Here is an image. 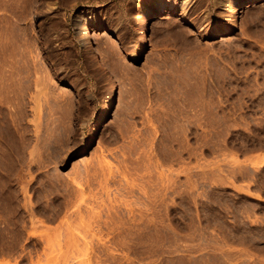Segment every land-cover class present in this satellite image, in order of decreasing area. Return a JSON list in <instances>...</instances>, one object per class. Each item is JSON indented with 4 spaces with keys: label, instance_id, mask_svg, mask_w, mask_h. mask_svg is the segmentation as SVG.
I'll return each mask as SVG.
<instances>
[{
    "label": "rangeland",
    "instance_id": "obj_1",
    "mask_svg": "<svg viewBox=\"0 0 264 264\" xmlns=\"http://www.w3.org/2000/svg\"><path fill=\"white\" fill-rule=\"evenodd\" d=\"M165 1L134 60L148 0H0V264H264V0Z\"/></svg>",
    "mask_w": 264,
    "mask_h": 264
},
{
    "label": "bare ground",
    "instance_id": "obj_2",
    "mask_svg": "<svg viewBox=\"0 0 264 264\" xmlns=\"http://www.w3.org/2000/svg\"><path fill=\"white\" fill-rule=\"evenodd\" d=\"M149 2L147 3H139L138 6L136 7V12L133 16V20L135 21L136 24V29L135 32L137 34V39L138 42L136 44L135 47V53L131 54L132 58L134 60L140 58V56L142 55L143 51L145 50L146 46H147V29L149 27L150 21L152 18L158 16L163 8L165 7V0H148ZM193 0H180V5L186 9L190 3H192ZM259 0H209V7H211L213 12H217V13H224V16L227 18L229 23H234L240 15V10H241V6L246 5V4H252L254 2H257ZM2 2V1H1ZM205 2V1H204ZM207 3V2H206ZM3 4V3H2ZM199 4V3H198ZM203 4V0H200V5ZM4 6V5H3ZM12 8V7H11ZM91 11L89 9H82L81 11H79V13L74 17L73 19V24L74 27L76 29V38H77V42L81 48L82 51L86 52L90 58H99L98 53L96 51V49L93 47V43H92V37H91V33L94 30H98L97 27H95L94 29L91 28V24H90V14ZM209 12L206 10L204 11V15H207ZM209 16V15H208ZM206 17V16H205ZM2 30V29H1ZM3 32V31H2ZM105 32V31H104ZM211 33L214 35H217L219 33H223V30H220V28L216 25L212 28ZM3 34V33H2ZM224 34L229 35L231 34V30L230 29H225L224 30ZM103 37H108L110 38L109 40V44H113L114 47L116 48L119 45V42L114 38L111 37L108 33H103L102 35ZM112 45V46H113ZM97 60V59H96ZM109 95L107 96L106 100L104 101V103L102 104L101 110L100 112L94 117V119L92 120L91 126H90V132L87 135L86 140L84 141V146L80 152V154H85L88 153L87 149H89L88 147L91 145V143L96 139L97 135H98V130L103 122V120L105 118H107L110 115V111L112 109V106L115 103V94L113 89H109ZM261 104V103H260ZM259 104V105H260ZM264 106V105H263ZM261 108V107H260ZM256 165L259 167L258 169H260L263 173H264V156L260 157V159L257 160ZM254 167V166H253ZM162 175H164L162 173ZM9 176V175H8ZM17 177V176H16ZM162 177V176H161ZM164 177V176H163ZM167 177V176H166ZM157 178V176H156ZM164 179V178H162ZM155 180V179H154ZM168 180H170L168 178ZM167 181V179H166ZM170 182V181H168ZM6 183V188L9 189L11 187H13L16 183V181H13L11 179L8 178ZM20 183V182H19ZM156 183V182H154ZM153 183V184H154ZM158 184V183H157ZM168 185V184H167ZM3 186V185H2ZM5 187V186H4ZM148 186H146L147 188ZM154 186H152L153 188ZM161 187L164 188V183H162ZM168 186H165V188ZM6 188H3L6 189ZM149 188V187H148ZM155 189V188H154ZM143 190L140 189V191ZM151 191V190H150ZM158 191V188H157ZM147 192V191H146ZM153 194V193H152ZM151 194V195H152ZM156 194V193H155ZM154 194V195H155ZM150 195V196H151ZM153 195V196H154ZM157 195V194H156ZM16 196V195H15ZM149 198V195L147 196ZM152 197V196H151ZM150 197V199H151ZM155 198V197H153ZM149 199V200H150ZM8 202V201H7ZM130 203L133 202H129V211L131 210L130 208ZM124 204V203H123ZM128 204V203H127ZM134 204V203H133ZM10 205V204H9ZM68 205V204H66ZM18 207V206H17ZM31 207V206H30ZM27 208V207H26ZM9 209V208H8ZM11 209V208H10ZM15 210V209H14ZM18 210V209H17ZM27 210V209H26ZM40 211V210H39ZM38 211V212H39ZM52 212V211H51ZM134 212V211H133ZM1 213V212H0ZM18 213V212H17ZM40 213V212H39ZM83 214V213H82ZM4 215V214H3ZM31 215V214H30ZM33 215V214H32ZM129 215V214H128ZM131 215V214H130ZM129 215V216H130ZM135 215V214H134ZM134 215H133V219H134ZM29 216V214H28ZM53 216V215H51ZM138 217V216H137ZM30 218V217H29ZM53 218V217H52ZM33 219V218H32ZM6 220V219H5ZM9 220V219H8ZM31 220V218H30ZM1 221V220H0ZM25 221V220H24ZM32 221V224L36 221V219ZM41 221V219L38 221V223ZM131 221V220H130ZM4 222V221H3ZM2 222V223H3ZM14 222V221H13ZM31 223V222H30ZM36 223V222H35ZM36 223V226L37 224ZM5 224V223H4ZM10 225V223H9ZM25 225V224H24ZM34 225V224H33ZM41 225V224H39ZM5 227V226H4ZM3 227V228H4ZM32 227V226H31ZM35 227V226H34ZM8 229V228H5ZM2 231V230H1ZM7 232V231H6ZM9 232V231H8ZM7 232V233H8ZM43 244V243H42ZM47 245V243L44 242L43 246ZM49 245V244H48ZM46 247V246H45ZM47 248V247H46ZM45 249V248H44Z\"/></svg>",
    "mask_w": 264,
    "mask_h": 264
}]
</instances>
